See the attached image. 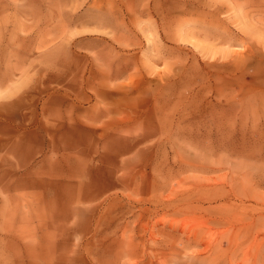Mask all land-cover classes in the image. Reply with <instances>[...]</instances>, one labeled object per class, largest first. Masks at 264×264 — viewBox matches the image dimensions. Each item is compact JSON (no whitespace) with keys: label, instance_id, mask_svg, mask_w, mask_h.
I'll list each match as a JSON object with an SVG mask.
<instances>
[{"label":"rangeland","instance_id":"1","mask_svg":"<svg viewBox=\"0 0 264 264\" xmlns=\"http://www.w3.org/2000/svg\"><path fill=\"white\" fill-rule=\"evenodd\" d=\"M0 264H264V0H0Z\"/></svg>","mask_w":264,"mask_h":264}]
</instances>
